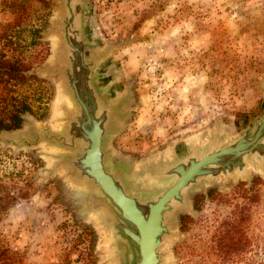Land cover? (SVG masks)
Wrapping results in <instances>:
<instances>
[{
	"label": "rangeland",
	"instance_id": "374dc122",
	"mask_svg": "<svg viewBox=\"0 0 264 264\" xmlns=\"http://www.w3.org/2000/svg\"><path fill=\"white\" fill-rule=\"evenodd\" d=\"M54 15L50 0H0V64L22 65L21 80L0 77V116L29 108L17 129L0 131V264H107L78 191L59 174L44 175L54 149L10 143L29 121L57 129L67 104L35 72L50 64L54 38L45 33ZM85 25L94 50L113 46L100 64L104 83L129 103L108 145L134 168L214 133L232 138L264 113V0H87ZM249 176L190 194L191 212L176 219L181 238L166 247L171 264H203L208 251L191 249L243 203L250 215L240 223L253 240L244 255L264 262V173L250 168Z\"/></svg>",
	"mask_w": 264,
	"mask_h": 264
},
{
	"label": "water",
	"instance_id": "95a60500",
	"mask_svg": "<svg viewBox=\"0 0 264 264\" xmlns=\"http://www.w3.org/2000/svg\"><path fill=\"white\" fill-rule=\"evenodd\" d=\"M55 15L45 33L54 38L49 65L36 73L57 85L67 104L59 127L29 121L11 145L54 149L45 177L61 175L78 191L82 212L94 219L105 241L107 264H171L166 247L179 240V214L190 213V194L218 183L250 181L264 173V113L232 138L214 133L168 158L134 168L115 156L109 140L126 117L127 95L104 83L101 62L113 48L94 50L85 25L87 0H50Z\"/></svg>",
	"mask_w": 264,
	"mask_h": 264
},
{
	"label": "trees",
	"instance_id": "16d2710c",
	"mask_svg": "<svg viewBox=\"0 0 264 264\" xmlns=\"http://www.w3.org/2000/svg\"><path fill=\"white\" fill-rule=\"evenodd\" d=\"M21 68L22 65L19 63H8L2 62L0 64V77L4 75L9 79L21 80ZM28 111L29 108L21 104L14 113L10 114L7 117V121L0 116V131H9L17 129L21 124L20 115ZM215 190H210L208 192V197H211L215 193ZM246 191L242 190V197L246 201H252V197L246 196ZM197 199V198H196ZM250 203H243L242 205H237L235 210L231 213V216L226 217L224 220H220L219 223L215 226L211 235L208 237V243H195V247L191 251H208V255H199L203 264H253L254 259L251 257H245L246 253L253 250V240L250 235L247 234L246 228H244L240 221L245 217V220H248V215H250ZM186 217L181 218V222L184 223ZM201 240V239H200ZM3 250H0V253ZM255 264H264L260 259Z\"/></svg>",
	"mask_w": 264,
	"mask_h": 264
}]
</instances>
